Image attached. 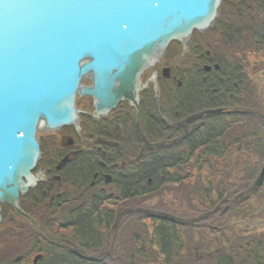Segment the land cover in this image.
Returning a JSON list of instances; mask_svg holds the SVG:
<instances>
[{
	"label": "trees",
	"instance_id": "obj_1",
	"mask_svg": "<svg viewBox=\"0 0 264 264\" xmlns=\"http://www.w3.org/2000/svg\"><path fill=\"white\" fill-rule=\"evenodd\" d=\"M229 11L243 14L250 12L249 22L244 25L228 21L226 17ZM215 32L227 45L246 36L249 40L247 48L254 53L264 51V0H224L221 15L215 23ZM209 51L210 56L207 54ZM201 54L204 62L193 71L182 72V88H175L166 96L169 113L167 125L161 119H144L147 133L154 135L165 130L168 135L174 133V138L184 137L182 141L170 147H157L143 152L141 158L132 165L117 167L116 198L110 197L106 192L95 193L74 205L68 212L62 213L63 216L58 220L44 222L70 230L71 233L66 238L74 245L71 252L57 253L54 263L49 264H110L97 260L82 261L78 256H98L110 245L112 233L113 245L108 254L125 252L124 257H120L115 264H264V236L261 239L253 237L252 242L247 245H242L241 240L237 246H231L230 249L225 247L221 252L201 245L198 250L212 253L211 260L178 261L185 256L188 246L195 244L197 236L205 237L203 229L215 230L203 223L217 216L221 207L224 206L220 216H224L230 210L246 204L264 187V184L260 188L254 185L264 164V110L256 100V88L245 73L246 67L242 61L228 60L211 49L203 50ZM204 65L212 66V71L206 73ZM215 65L219 69L214 68ZM217 109L225 112L204 116L192 122L188 127L190 132L185 135L184 122L188 117ZM147 110L149 105L145 107L144 114ZM201 121H204L203 125H200ZM121 123L115 122L105 130L114 132L117 141L131 147L137 135L131 130L130 136L122 140L121 130L128 127V122ZM122 151L124 150L114 151V157L117 156L120 161ZM237 154H246L251 160L234 163ZM93 158L107 161L106 155L102 153ZM126 158L127 154L124 161ZM223 158H230L227 162L232 163L227 164L225 170L233 169L238 173L239 185L236 188H240L239 191L234 189L235 193L228 195L226 199L222 182H218L216 187L210 180L205 183L202 178L191 189L189 181L193 178L192 171L209 167L215 159ZM253 160L258 163L255 165ZM91 168L89 166L88 170ZM223 174L226 175L224 172ZM46 187L40 184V195L36 199L34 197L32 207L36 204L34 207L38 209L48 207L61 213L65 206L71 205L73 200L68 193L52 196ZM171 187L186 190L190 201L196 200L201 207L208 205L209 208L200 215L188 217L132 203L147 196L164 194ZM214 188L221 189L224 193L221 192L216 198ZM112 203L120 205L116 209H110L109 205ZM123 208L127 211L122 212ZM146 221L151 222L150 226ZM127 231L132 233L131 240H124V233ZM127 245L131 251L125 250Z\"/></svg>",
	"mask_w": 264,
	"mask_h": 264
},
{
	"label": "water",
	"instance_id": "obj_2",
	"mask_svg": "<svg viewBox=\"0 0 264 264\" xmlns=\"http://www.w3.org/2000/svg\"><path fill=\"white\" fill-rule=\"evenodd\" d=\"M223 1L0 0V204L31 220L19 201L37 183L38 131L79 128V97L93 99L97 117L124 101L138 109L146 69L172 42L185 50L195 31L212 28ZM263 184L264 166L254 185Z\"/></svg>",
	"mask_w": 264,
	"mask_h": 264
},
{
	"label": "rangeland",
	"instance_id": "obj_3",
	"mask_svg": "<svg viewBox=\"0 0 264 264\" xmlns=\"http://www.w3.org/2000/svg\"><path fill=\"white\" fill-rule=\"evenodd\" d=\"M221 15V8L219 12V16ZM249 13L243 14L241 12H235L232 13L229 11L228 16L226 17L228 21L234 22L235 24H246L249 22ZM218 20V19H217ZM216 20V21H217ZM216 23V22H215ZM248 38L246 36H243L241 39H237L233 43L227 45L223 43L221 37L219 34L215 32V25L214 27L205 30L204 32H198L195 31L192 36L189 38V40L186 42V49L184 50V47L181 43L172 42L169 47L167 48L166 52L158 59V61L151 65L146 71L143 73L141 77V86H147L148 81L159 79L161 77V69L164 66H169L173 68V76L176 78H183L182 77V71H193L195 67L200 66L201 63L204 62V58H202L201 51L203 50H213L223 56L226 57V59L235 61L239 60L241 63H243V66L245 68V73L249 76L251 79V82L253 86L256 88L255 94L258 99L257 102L260 104V107L264 110V51H259L254 53L251 49L247 48L248 44ZM84 85H90L89 81H84ZM263 100V102H259ZM126 105V104H125ZM130 108V109H129ZM167 112H168V106L166 105ZM77 109L80 111L79 114V128L73 126L72 129L77 131V133L89 136L90 130H94L93 126L91 125V121H99V117L95 115V106L93 99L90 98H81L79 97L77 99ZM133 108L129 106H120L119 109H116L112 114V116L121 115L124 114L127 111H132ZM208 111V110H207ZM204 112V111H202ZM84 113V114H82ZM201 113V112H200ZM106 116L105 118H111L112 116ZM169 114V113H167ZM198 114V113H197ZM196 115V114H194ZM193 116V115H191ZM190 116V117H191ZM198 121V120H197ZM96 122V123H97ZM141 122L143 124L144 120ZM100 126H105L106 124H103V122H99ZM199 123V122H198ZM204 121L200 122V125H203ZM83 129V130H82ZM40 148H41V158L37 164L36 170L32 173V175L39 181L43 178V171L45 168L48 167V162L51 160L52 157H54V153H52V148L49 145L48 137L45 130H39L37 134ZM94 137V136H92ZM135 154V153H134ZM234 163L236 162H248L251 160L250 156L246 154H237L235 157ZM231 160L230 158H223V159H215V161L211 162V166L207 167L204 166L202 169H195L192 171L193 178L191 179V189L196 185V182L199 180V178H202L203 181L206 183L208 180L211 181L213 185L217 187L218 182H222L225 189H222L226 193V199L228 198V195L235 193L233 192L234 189L236 191H239L240 188H236L239 184H237L238 173L233 171V169L225 170V166L228 163L227 161ZM255 165L258 163V161L253 160L252 161ZM264 166V164H263ZM262 166V168H263ZM262 170V169H261ZM223 172L226 174L224 175ZM261 173V171H260ZM259 173V175H260ZM91 170H88V183L92 179ZM227 174H231L229 177ZM258 175V177H259ZM257 177V179H258ZM256 179V180H257ZM255 180V182H256ZM35 186V187H36ZM180 187V186H179ZM179 187H171L170 190L167 189L164 194H155L154 196H147L145 198L139 199L138 201H133V204H138L141 207L145 208H151L156 210H167L168 212H174L176 214H179L180 216H188L193 217L196 215H200L202 212H205L208 205L201 207L200 203L196 200L190 201L188 194L186 190H182ZM260 188V187H259ZM214 190L217 193H214V197L216 198L220 196V193H224L221 189ZM71 192V191H70ZM98 193V190H92L88 193L80 194L81 196H77V194L72 193L70 199L73 200L71 205H67L64 207V211L62 209L60 210L61 213H56V211H53L48 209V207H41L37 208L36 210H33V216L35 219L33 220V223L36 224V226L40 227V230L45 231L46 229L43 227L42 224L44 222L49 221L50 219H53L54 221L58 218H61L63 215L62 213L68 212L69 209H71L74 205H78L81 202L88 199V197L93 193ZM40 195V192L36 191L34 189H29L28 192L24 195H21L20 199V208L25 213V209L31 208V203L37 195ZM110 192L107 193L109 195ZM38 197V196H37ZM120 204H114L109 205L110 209H116L117 206ZM70 207V208H69ZM209 208V207H208ZM224 206L221 207L219 210V214L203 223L204 226H207L209 228H214L215 230H205L203 229V232L205 233V237L201 238L200 236H197L195 239V244L188 246L186 249L185 256L179 258V262H187V261H197V260H203L204 262L208 260H211L213 258L212 253H202L203 251H199L201 245H204L206 247H212L215 248V252L221 250H224L225 247L230 249L231 246L235 247L238 244L241 243V240L243 241L242 245H247L248 243L252 242L253 237H259L260 239L264 236V187L263 189L258 193L255 194L250 198V200L243 204L242 206L230 210L228 214L224 216H220L223 212ZM0 209L2 211V223L0 226V259L3 255L6 254V252L2 249H4V239L6 240L7 236H4L5 230L9 228V225H12L11 228L14 226H18V224L25 223L28 224L27 220H20L18 218V215L16 211L10 207L7 204H0ZM226 209V207H225ZM127 209L123 208L122 212H126ZM12 215V216H11ZM39 215V216H38ZM15 223V224H14ZM17 224V225H16ZM146 224L150 226L151 222L146 221ZM8 225V226H7ZM7 226V227H5ZM136 227V226H135ZM16 229V228H15ZM51 233H54V240H58L59 236L61 237L64 235L65 230L63 228H60V226H54ZM56 232V233H55ZM58 235V236H57ZM125 238L124 240H131L132 233L129 231L124 233ZM112 237H110V245L106 247V249L102 252V254H107L112 249L113 245V238L114 234H111ZM264 242V238H263ZM15 247H19L17 243L12 244ZM126 251H131V249L127 247L125 248ZM245 253L247 250H244ZM214 252V253H215ZM125 252L116 253L115 256L117 257H124ZM207 258V259H205ZM126 264V263H122Z\"/></svg>",
	"mask_w": 264,
	"mask_h": 264
},
{
	"label": "flooded vegetation",
	"instance_id": "obj_4",
	"mask_svg": "<svg viewBox=\"0 0 264 264\" xmlns=\"http://www.w3.org/2000/svg\"><path fill=\"white\" fill-rule=\"evenodd\" d=\"M207 54L210 56L211 52L209 51ZM208 67L211 68V70H207ZM168 68H170V78H164L162 72L164 69ZM214 68L219 69L217 65H215ZM203 70L206 73H210L212 71V66L204 65ZM160 73L161 77L159 79L150 80L148 81L149 83L147 86H141L139 89L138 109L129 102H121L116 109H119L120 106L127 105L133 108L132 111L126 110L124 114L119 116L115 114L112 116L111 113H113L116 110L115 109L105 116H98L100 118L98 122L91 121L94 130H90L91 132H89V136L83 134L79 135L75 129H72L73 126L46 132L54 157L48 162V167L44 169L42 180L32 189L36 192L39 190L40 184H42L47 186L46 188L51 191L52 196H62L63 194L65 195L68 193L70 197L72 193L81 196L80 194H84V192L88 193L97 189L98 193L110 192L109 196L116 198L117 189L115 185V169L117 167L132 165L141 158L143 152L150 151L157 147H170L177 142H181L184 137L174 138V133L168 135L165 130L162 133L154 135H152V133H147L145 131V126L147 125L141 122V120L149 117L153 120L161 119L163 123L167 125L166 96L175 88H182L184 84L183 78L179 79L173 76V68L168 65L164 66ZM147 105H149V110L144 114ZM110 114L112 117L106 119L105 117L110 116ZM119 121L122 122L121 124L128 122V125H126L128 127L121 130L122 140L129 137V133H132V131L133 134L137 135V137H135V143H133L131 147L117 141L114 137V132L110 133L105 130L109 125H112L115 122L118 123ZM99 122H103V124L106 125L100 126ZM191 124L192 122L186 125L184 122L185 135L190 132L188 127ZM95 126H97V128ZM170 126L173 127V124ZM113 128L114 127H112V130ZM115 150H124L121 154V161L117 156L114 157V155H116L114 153ZM99 153L106 155L107 161L104 162L93 158ZM125 154H127V158L124 161ZM66 157L69 158V162L60 170H57L58 164ZM89 166L92 167L89 170H91L93 174L91 181L88 183ZM76 182H79V184H76ZM93 194H95V192ZM25 210H27L25 211V214L29 216L31 220L21 215H18V218L20 220H27L30 223H21L13 228H11L12 225H9V228L5 230L3 235L7 237L6 240L4 239V249L2 250L3 252L5 251L6 254L1 257L0 264H49L54 263L57 253L63 254L64 252L72 251L74 245L68 240V238H66L70 235V230H66L60 225L50 226L48 224H42L46 229L45 231H42L39 226H36V224L33 223L35 217L32 215V212L36 209L31 206V208ZM54 226H60V228H63L67 233L61 237L59 236L58 240H54V233L50 232ZM14 241L19 245L18 248L12 245ZM78 257L82 261L97 260L106 261L110 264H115L120 259V257L115 255H105L102 253L98 256L82 255Z\"/></svg>",
	"mask_w": 264,
	"mask_h": 264
}]
</instances>
